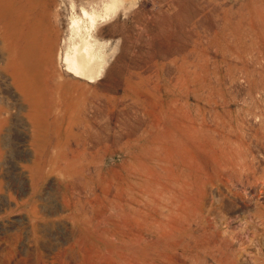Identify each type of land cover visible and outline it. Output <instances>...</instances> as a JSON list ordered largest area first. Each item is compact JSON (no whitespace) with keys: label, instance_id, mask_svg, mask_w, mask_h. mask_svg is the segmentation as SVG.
Here are the masks:
<instances>
[{"label":"rangeland","instance_id":"obj_1","mask_svg":"<svg viewBox=\"0 0 264 264\" xmlns=\"http://www.w3.org/2000/svg\"><path fill=\"white\" fill-rule=\"evenodd\" d=\"M0 264H264V0H0Z\"/></svg>","mask_w":264,"mask_h":264},{"label":"bare ground","instance_id":"obj_2","mask_svg":"<svg viewBox=\"0 0 264 264\" xmlns=\"http://www.w3.org/2000/svg\"><path fill=\"white\" fill-rule=\"evenodd\" d=\"M89 20L92 26L95 22V16L89 15ZM76 22L74 21V23ZM77 28L79 31V25ZM78 38L77 42L72 43L71 46L69 45L70 47L65 52L62 60L70 73L92 81L100 72L105 58L103 57L104 51L101 49V46H94V43L85 36L79 34Z\"/></svg>","mask_w":264,"mask_h":264}]
</instances>
